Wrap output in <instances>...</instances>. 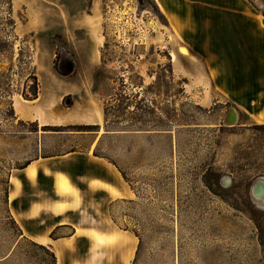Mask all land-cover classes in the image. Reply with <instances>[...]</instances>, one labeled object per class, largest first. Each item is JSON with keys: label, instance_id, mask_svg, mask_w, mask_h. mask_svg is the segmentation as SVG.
I'll list each match as a JSON object with an SVG mask.
<instances>
[{"label": "rangeland", "instance_id": "obj_1", "mask_svg": "<svg viewBox=\"0 0 264 264\" xmlns=\"http://www.w3.org/2000/svg\"><path fill=\"white\" fill-rule=\"evenodd\" d=\"M249 1L264 16V0ZM79 25L97 27L103 43L74 28ZM166 26L154 0H0V264H55L53 250L57 264H96L97 254L85 261V238L53 246L51 238L71 236L73 226H54L49 215L19 222L20 204L8 199L11 179L21 182L17 169L95 138L93 125L45 130L21 116L18 101L30 103L41 86L55 103L64 78L90 81L106 106L107 129L128 121L127 127L149 131L107 134L95 149L118 164L134 190L132 198L96 210L103 227L116 224L134 239L127 243L135 253L131 264H264V207L252 191L264 181V124L243 113L227 124L235 107L226 100L214 104L205 67L191 51L182 54ZM66 27L74 28L69 36ZM142 85L148 94L140 97L135 90ZM72 102L68 97L60 106ZM60 185L72 193L63 178ZM27 203L23 198L21 206ZM77 217L68 215L72 222ZM124 240H116L121 249ZM104 246L100 264H129L123 251L122 261L118 249Z\"/></svg>", "mask_w": 264, "mask_h": 264}, {"label": "crops", "instance_id": "obj_2", "mask_svg": "<svg viewBox=\"0 0 264 264\" xmlns=\"http://www.w3.org/2000/svg\"><path fill=\"white\" fill-rule=\"evenodd\" d=\"M154 1L167 20L166 27L178 36L179 47H186L198 64L205 67L206 81L211 85L210 93L214 104L226 100L235 107L239 115L246 114L252 122L264 124V16L260 11L249 0ZM74 28L90 35V40L92 35L96 38L98 36L100 43H103L97 27L79 25ZM74 28H64V34L72 33ZM169 44L172 49L176 48L175 43ZM93 56L98 57L96 54ZM141 79L143 83L147 82L146 76L141 75ZM89 86L91 87L90 81L78 83L77 80H72L70 83L64 78V94L55 103L46 100L50 99L48 90L41 86L38 97L30 103L18 101L22 108L19 110L21 116L40 126L93 125L98 130L94 131L95 138L88 146L75 145L58 155L40 154L23 168L17 169L21 182L11 179L8 199L9 203L20 204L14 213L19 222L42 219L49 215L54 220V226H73L69 237H50L54 241L53 246L64 240L63 246L67 247V240L74 241L81 237L89 242V256L85 261L90 262L93 255L97 254L96 264H100L107 252L103 249L104 245H111L110 248L119 250L122 261L123 251L124 257L131 264L130 259L135 253L128 251L127 243L134 239L128 235V230L116 224L103 227L96 210L118 198H132L134 190L118 164L96 154L95 149L107 134L137 135L149 131L127 127L128 121H124V128L107 129L110 119L106 114V106L96 100V92ZM143 87L142 85L135 90V94L140 97L148 94ZM160 94L164 95V92ZM160 94L157 92V97ZM68 97L73 98V102L61 108L60 103ZM16 104L15 102V106ZM54 104L59 105V108H54ZM64 134L76 137L84 132L65 130ZM61 178L65 184L70 185L72 193L61 188ZM27 183L30 188H27ZM86 192L101 193L105 198L91 201L86 197ZM12 194L14 197L10 200ZM23 198L28 200L25 207L21 206ZM62 204L64 207L59 209ZM72 213L78 215L74 222L68 218ZM96 238L99 241L109 238L111 243L98 242ZM117 239H125L122 243L123 250ZM110 256L113 257L112 254Z\"/></svg>", "mask_w": 264, "mask_h": 264}, {"label": "bare ground", "instance_id": "obj_3", "mask_svg": "<svg viewBox=\"0 0 264 264\" xmlns=\"http://www.w3.org/2000/svg\"><path fill=\"white\" fill-rule=\"evenodd\" d=\"M101 41H102V38L100 37ZM180 51L184 54H188L189 53V50L184 47V46H181L180 47ZM18 107L21 108V106L18 104ZM237 120V117H236V113L234 111H232V113L229 115V117L226 119V123L227 124H234ZM260 181H263V180H260ZM256 185V184H255ZM255 188V192H258L261 190L260 188V185H257V186H254ZM254 194V197H255V201L262 207H264V195H260L258 193H253ZM12 198V197H11Z\"/></svg>", "mask_w": 264, "mask_h": 264}, {"label": "water", "instance_id": "obj_4", "mask_svg": "<svg viewBox=\"0 0 264 264\" xmlns=\"http://www.w3.org/2000/svg\"><path fill=\"white\" fill-rule=\"evenodd\" d=\"M232 111H234L235 113H236V117H237V111H236V109L234 108V109H232V110H230L229 111V113H228V115H227V118L229 117V115L232 113ZM226 118V119H227ZM257 185H260V188H261V190L260 191H258V192H255L254 190V188L252 189V191H253V193H258L259 195H260V193H261V195H264V181H258L257 183H256V185L255 186H257Z\"/></svg>", "mask_w": 264, "mask_h": 264}, {"label": "trees", "instance_id": "obj_5", "mask_svg": "<svg viewBox=\"0 0 264 264\" xmlns=\"http://www.w3.org/2000/svg\"><path fill=\"white\" fill-rule=\"evenodd\" d=\"M38 92H39V90L37 89V88H35V90L33 91V96H34V98H37V96H38ZM51 126H43V128L46 130L47 128H50ZM92 127H96L97 128V126H92ZM97 154V153H96ZM29 163V162H28ZM27 163V164H28ZM19 230H20V232H21V235H23V232H22V229L19 227ZM47 246V245H46ZM49 247V246H48ZM43 248H45V247H43ZM53 256H54V258H55V264H57V259H56V255H55V252L53 251Z\"/></svg>", "mask_w": 264, "mask_h": 264}]
</instances>
